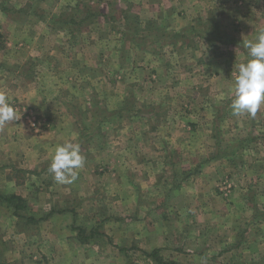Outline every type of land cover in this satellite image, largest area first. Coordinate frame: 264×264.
<instances>
[{
	"label": "rangeland",
	"instance_id": "374dc122",
	"mask_svg": "<svg viewBox=\"0 0 264 264\" xmlns=\"http://www.w3.org/2000/svg\"><path fill=\"white\" fill-rule=\"evenodd\" d=\"M86 6L91 9L88 20L80 25L70 22L79 19L77 10ZM158 7L160 16L155 13ZM182 9L190 10L189 24L175 30L178 20L172 16ZM260 28H264V0H0V82L21 91L23 85L31 87L30 101L21 94L8 98L16 113L13 121L35 135L56 126L57 132L62 126L69 134L74 131L66 142L78 143L84 157L77 172L81 174L72 183L61 184L48 171L53 154L38 164L23 155L22 144L11 157L0 153V263L156 264L148 253L157 251L182 264L188 251L189 264H264V106L255 116H233L230 108L237 66L247 59L242 42L253 39ZM39 35L40 47L29 43ZM177 36L180 43L187 39L189 44L187 64H182L190 65L188 75L178 67L183 44L177 53V47L160 43L165 37L176 42ZM43 57L46 62L38 64ZM172 67L174 76H168ZM37 73L42 79H32ZM35 95L43 99L42 105L34 101ZM31 115L38 120L35 124ZM166 119L203 125L194 131L188 127L183 177L188 187L201 184V191L216 195L205 199L204 193L199 205L182 218L173 206L157 207L159 218H171L157 227L155 239L162 238L172 250L162 254L164 246L140 248L133 231L134 211L119 220L123 212L113 206L117 199L107 198L106 192L118 197L108 168L110 162L119 161L127 144L130 154L151 149L161 156L156 176H151L156 181L173 184L176 175L182 176L183 168L164 158L176 151L168 144L172 127ZM141 129L143 140L137 137ZM174 129L176 133L187 126ZM123 137L137 141L126 143ZM101 149L109 164L99 163ZM170 156L173 163L178 161ZM129 172L132 186L135 180L141 185L134 170ZM13 193L26 200L24 217L13 215L5 201ZM64 199L83 202L76 218L68 210L59 211L57 203ZM93 199H102V205ZM28 215L39 220H28ZM95 227L91 243L81 244L80 233ZM127 228L130 240L123 238ZM181 232L188 238L183 234L180 240ZM148 233H142L144 239ZM253 242L262 247L258 253L251 249ZM174 247L182 249L176 252Z\"/></svg>",
	"mask_w": 264,
	"mask_h": 264
},
{
	"label": "crops",
	"instance_id": "0c3cea01",
	"mask_svg": "<svg viewBox=\"0 0 264 264\" xmlns=\"http://www.w3.org/2000/svg\"><path fill=\"white\" fill-rule=\"evenodd\" d=\"M78 6V5H77ZM79 7V6H78ZM157 10L155 11V13H158V15L160 16V12L159 9H161V7L156 8ZM83 10V11H82ZM90 7L86 6V8L84 9H78L76 14H80L79 19H77L75 17L74 21L75 24L80 25L83 21L85 22L86 20H88L89 18V14H91L90 12ZM189 11L187 9H182L179 10L177 12H175L173 14L172 17H177L176 20H178V26L174 25L175 30L178 29H182L185 28V26L183 27V24L189 22ZM37 12L38 9H37ZM93 14V13H92ZM91 16V15H90ZM157 16L158 19H160V17ZM189 24V23H188ZM171 28V27H170ZM176 42H174L173 37H165L163 38V41L160 42L162 45H166V46H172L173 47H177L179 44H183L181 47V53H178V48L176 49V52L178 53L177 55L179 56L178 59H180V65L178 67H180V70H187L186 74H189V70L188 68L190 67V65H187V67H185L183 64V62L185 64H187V60H188V52L189 49L188 48V43H187V39L185 41H182L183 43H180L178 36L175 37ZM29 43H33L36 44L37 47H40L41 44L43 43V37L40 35L37 36V38L34 41H30ZM159 43V44H160ZM185 43V46H184ZM157 43H154L153 45L156 47ZM78 56V54H77ZM81 56V55H80ZM79 56V57H80ZM77 57V58H79ZM156 58V57H155ZM33 59V57H32ZM38 64L40 63H45V58L43 57L42 59L38 58L37 59ZM152 60V59H151ZM153 61V60H152ZM154 62V61H153ZM200 65H202V69L201 71H199L200 73H204L203 68H205V65L203 64V61L200 62ZM175 68H170V71H168L166 74L168 76H174V72H175ZM196 70V69H195ZM20 77V76H19ZM35 77V79H42L40 74L37 73L36 75L32 76V79ZM33 80H30V83ZM0 84H4V90L0 89V91L4 92L7 96V98H10V96L12 95H19L21 94V98L26 102V101H30L31 98L28 96V94L31 91V87L26 88L25 85H23V90H19V86L16 85H8L7 83L0 82ZM16 89V90H15ZM173 89H175V86L173 85ZM172 91V90H171ZM38 96H40L41 93V89L37 90ZM36 97V98H34ZM34 101L37 100L39 104L42 105V101L43 99H41L42 101L39 100V98L35 95ZM94 104V103H92ZM167 105L171 104L170 102L166 103ZM166 105V106H167ZM165 106V107H166ZM164 107V108H165ZM171 110H173L172 106ZM95 108H99V106L95 107ZM98 109H94V111H96ZM153 119V116L150 117V121ZM95 119H91L92 124L95 123L94 121ZM189 123H186V122ZM185 121L184 119H180L178 120V123L176 122V120L173 119H166L165 124L169 125V127H172L169 135H168V139H169V145L171 146V148H176V151H169L170 153H172L173 156L178 158V161L176 162H172V160L170 159V153L169 155L165 156L164 158H168L170 161L168 163H170L171 165H176L178 167H182L183 171L182 176L179 177L178 175H176V183L170 184L169 182H158L156 181V178L153 179L151 176L155 175L156 176V169L159 166V163L157 161V159H159V157H161L158 153H155L154 151L156 150H137L136 152H134V154H130L132 153V148L129 147L130 144H127L123 147V150H121L123 152V154L119 157V161L115 162V163H111L108 158L106 157L107 154H105L104 150H99L100 154H98V161L99 163H104L106 162L107 164H109L108 162H110L111 167L108 168L109 171V175L110 173L114 175L115 178V186H113V182L111 183L112 187L115 188L116 191H118V197L114 196L113 193H107V198L114 200L117 199L115 201H113L116 205H113L114 207H118L119 209H121V211L123 212L122 218L120 217L119 220L121 219H127L126 214L130 212V210L134 211V220L137 222V224L134 226L133 231L135 232L134 235H138L139 236V246H143L140 247L143 250H149V248H160L162 246H164V249H162V254H167L166 252H171L172 250L169 247V245L167 243H163V239L161 238L162 241H158L160 240V238L155 239V236L157 235V227L160 225H166V223L168 222L167 219H170V216H168L167 219H164L162 217L159 218L158 214H157V207L165 204V207L168 206H173L175 208H177V210L179 209V211L181 212V218L184 216V212H187V210H191L193 209V206H198L199 203L201 202L203 198L204 193H207V197L205 199H212L215 195L214 193H212V191H210V195H209V190L205 191L206 188H204V191H201L202 185H198L197 187L195 186V188H190L188 187V182L186 181V179L184 178L186 176L185 172H184V167L185 165L188 163L186 157H187V149L185 148V145H187V142L190 141L188 136H189V132H188V127L191 126L190 130L194 131L196 130L199 126H203L202 124L199 123H193L189 120ZM97 124V123H96ZM98 124H101V122L99 121ZM187 126V129H181L180 131H177L175 133V127H178L179 125H183ZM59 126H56L55 129H49V130H45L42 134H38L35 135L33 134L31 131H29L28 129H26V126H23L21 123H16L15 121H10L6 124H4L3 126H0V153H7L9 157H11L13 155V152H16L15 150H20L18 148H20L19 144H22L23 146V155L28 158L29 162H39V160H43L45 158H47L48 155L50 154H54L55 151V147L59 144H63L64 142H66V140H68L67 138H70L71 135H73L74 131L72 132V134L67 133L64 130V127L62 126V128L58 131L61 133V135H59V133L56 131V129H58ZM196 128V129H195ZM178 130V129H177ZM145 134V131L143 129H141L140 133L137 134L136 136L138 137L139 140H143L141 137L139 136H143ZM62 138V139H61ZM141 138V139H140ZM135 140V137H133L132 139L130 138H126L123 137V141H125L126 143L131 142V140ZM133 140V141H134ZM30 143V147L31 148H26L28 147ZM25 145V146H24ZM131 149V151H130ZM171 150V149H170ZM11 152V153H10ZM53 152V153H52ZM108 161V162H107ZM186 161V164H185ZM180 162V163H179ZM39 164V163H38ZM170 164H166L164 163V165H170ZM163 165V164H162ZM187 166V165H186ZM32 168V167H31ZM134 170V172L137 174L136 176L138 177V180H140V184L138 185V183H136V180L134 181V184L132 186V183L129 182V179L127 178L126 175H128L131 171ZM76 173L79 171V169L75 170ZM39 173H42V170L38 171ZM81 172V171H79ZM45 173V172H43ZM77 174H81V173H77ZM108 174V172H107ZM183 175H185L183 177ZM14 179V178H13ZM185 179V180H184ZM150 182V183H149ZM182 182L185 183V186H182ZM145 183V185H144ZM155 187H157L159 190H161L162 188L164 189L162 191L163 196L159 199L157 196H159V190H156ZM162 187V188H161ZM77 189V187H76ZM73 189V190H76ZM99 188H97L98 191ZM72 190V189H71ZM96 191V190H95ZM192 192V197L196 198L194 200H191L188 196L189 194ZM219 197V196H218ZM218 197H215L216 199ZM70 199H64L63 201L61 200V202L57 203L60 204V210H63L64 213H66V211L68 210L69 212H71V214H74V217L76 218V213L75 211L77 210V208L80 206L82 207L83 202H81L79 199H75V201L71 200L69 202ZM88 201V200H87ZM91 201V200H90ZM217 201H219L217 199ZM93 203L98 204L99 206H101L102 204V199H93L92 200ZM118 202V203H117ZM190 202H192V205L189 204ZM54 204V203H53ZM222 204V203H221ZM63 205H65V207H62ZM75 207V208H74ZM191 207V208H190ZM74 208V210H73ZM132 208V209H131ZM52 209V208H51ZM100 209V208H99ZM100 212H103L105 214H109V210H102L100 209ZM187 214V213H186ZM78 215V214H77ZM129 215V214H128ZM165 216V215H163ZM249 216V215H248ZM186 218L188 219L189 216L187 215ZM90 220V219H89ZM248 220V218H247ZM60 221V220H58ZM73 221V220H72ZM122 221V220H121ZM124 221V220H123ZM102 223V222H100ZM123 226H125V224L123 223ZM91 231H87L86 234H81L80 235L82 237H84V239H86L85 241H80L81 244H90L91 242L89 241L93 236H95V233H97L96 231V227L95 228H90ZM126 230V229H125ZM147 230H149L148 233V238H145V235H143V232H146ZM127 232L128 234H125L123 238H128V240L131 239L130 235H131V231H129V229L127 228ZM182 236L180 238V240H184L183 236L187 234H184V232H181ZM79 234V233H76ZM75 234V235H76ZM184 234V235H183ZM74 235V236H75ZM81 236L79 237V235L77 237L81 238ZM143 237L145 242H142L141 238ZM130 238V239H129ZM155 240L157 241L155 243ZM89 241V242H88ZM87 243V244H86ZM148 246H147V245ZM183 244V242L181 243ZM255 242L252 243L251 249H254V252L258 253L259 250H262V247L259 248L257 246L254 245ZM165 245L167 247H165ZM130 247L126 245L125 248ZM181 248L178 247H174L173 250L176 252L181 251ZM123 250V249H122ZM198 253V252H196ZM185 256L183 259H185V263L183 261H181L182 264H189V252L186 251V254L182 255ZM252 257V256H251ZM253 260H255V258H252ZM252 262V261H251ZM224 264H231V262L228 263H224Z\"/></svg>",
	"mask_w": 264,
	"mask_h": 264
},
{
	"label": "clouds",
	"instance_id": "9594fccd",
	"mask_svg": "<svg viewBox=\"0 0 264 264\" xmlns=\"http://www.w3.org/2000/svg\"><path fill=\"white\" fill-rule=\"evenodd\" d=\"M246 62L237 66L233 80L230 108L233 116H255L264 106V28L251 40H243ZM16 119L6 94L0 91V126ZM84 157L78 143L64 142L55 147L48 171L57 183L68 184L76 179V169L83 167Z\"/></svg>",
	"mask_w": 264,
	"mask_h": 264
},
{
	"label": "trees",
	"instance_id": "16d2710c",
	"mask_svg": "<svg viewBox=\"0 0 264 264\" xmlns=\"http://www.w3.org/2000/svg\"><path fill=\"white\" fill-rule=\"evenodd\" d=\"M90 15L91 14H89L88 16H90ZM70 22L75 23V21H73V19H71ZM4 198H5V201L7 200L9 202V204L12 206L13 215H15L19 218L25 216L24 212H26L25 211L26 210V200L23 197L13 193V194H10ZM21 211H23V212H21ZM26 218L28 220H31V221H38L39 220L38 218L35 219L30 215L26 216ZM85 240L86 239H84V237H81V241H85ZM148 254H149V256H151L154 259L156 264H178L176 262L168 261V260L164 259L162 256H159L157 251H152ZM0 264H2V263H0Z\"/></svg>",
	"mask_w": 264,
	"mask_h": 264
},
{
	"label": "built area",
	"instance_id": "2783aa9c",
	"mask_svg": "<svg viewBox=\"0 0 264 264\" xmlns=\"http://www.w3.org/2000/svg\"><path fill=\"white\" fill-rule=\"evenodd\" d=\"M32 113V112H31ZM30 113V114H31ZM33 114V113H32ZM32 116V121H33V124H35L38 120L36 119V116L35 115H31Z\"/></svg>",
	"mask_w": 264,
	"mask_h": 264
}]
</instances>
